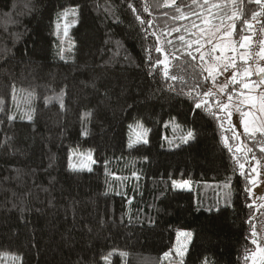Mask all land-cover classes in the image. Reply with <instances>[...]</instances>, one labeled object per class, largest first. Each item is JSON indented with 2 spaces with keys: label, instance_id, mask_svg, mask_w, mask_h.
I'll use <instances>...</instances> for the list:
<instances>
[{
  "label": "trees",
  "instance_id": "obj_1",
  "mask_svg": "<svg viewBox=\"0 0 264 264\" xmlns=\"http://www.w3.org/2000/svg\"><path fill=\"white\" fill-rule=\"evenodd\" d=\"M177 5L181 12L164 0H0V264H105L109 253L108 264H167L180 231L193 234L183 264H248L255 207L245 159L259 163L264 182V152L247 135L251 150L238 153L222 111L223 128L214 104L195 110L186 93L197 83L213 88L203 82L200 30L228 32L239 46L260 8L249 0ZM73 8L63 51L54 26ZM153 32L167 56L154 50ZM147 49L183 80L166 79L163 65L151 69ZM138 123L148 143L130 148ZM189 130L195 139L183 143ZM77 151L90 156L86 168L76 167Z\"/></svg>",
  "mask_w": 264,
  "mask_h": 264
},
{
  "label": "rangeland",
  "instance_id": "obj_2",
  "mask_svg": "<svg viewBox=\"0 0 264 264\" xmlns=\"http://www.w3.org/2000/svg\"><path fill=\"white\" fill-rule=\"evenodd\" d=\"M72 13L69 12V14L65 17L61 15L58 19V21L55 23L54 26V35L60 45V49L63 51L68 49L70 47V41H69V35H70V29L75 25L76 20L74 17H71ZM208 30H206L204 33L200 32V38L201 40V46L202 49L200 51V56H204V60L207 63L201 62L203 68L205 67H213L215 68L217 65H223L225 63H228L229 59H233L238 64L239 68H246L249 67L252 71V75L250 79H245L243 76L239 77V79H243L245 83L249 84L248 88H242L239 84L233 85L231 81H229L226 77L224 78L223 82H227L229 85V88H233L232 86H235L237 89V92H242V95H234L232 104L229 106V111L231 112V116L229 117L224 111H222V115L224 117V121L226 125L230 127L233 133L236 134V149L240 148V151H237L238 153H248V145L245 144L244 138L248 135L244 131V127L241 123V120H245L249 122L250 128L251 127H261L262 121H264V113L259 111L260 108V101L259 97L262 95L260 92V88L264 87V85L259 86H253V82H257L259 79H256L254 77V72L258 70L259 66L254 65L255 67L252 68L247 63L250 57L249 54V46H250V39H242L239 46H236L233 37L230 33H222L221 30H211L210 25L208 26ZM65 30H67V35H65ZM206 33V34H205ZM211 38L212 43H207V39ZM243 45V47H241ZM264 50V41L262 43V48L260 49L259 54L261 51ZM259 54L256 55L255 58V64H259L260 58ZM219 57V59H217ZM241 57L243 59H241ZM166 63V61H165ZM167 64V63H166ZM168 67V65H167ZM234 70V69H232ZM243 71V70H241ZM207 73V72H206ZM224 73V72H223ZM221 76V74H216V77ZM222 82V83H223ZM217 85H219L217 83ZM238 85V87H237ZM213 90H215L217 93H219L218 87H214L212 84ZM253 98L252 100H249L248 98ZM227 101V97H226ZM233 105H236L240 108V111H236L235 107ZM241 111L245 113H249V115H245L244 117H241ZM255 117H260V119H254ZM144 133V129L140 127H135L134 129H131V135H130V142L134 143L139 141H142L141 134ZM146 137V135L143 136V139ZM257 139H264L260 137V133H256ZM146 139V138H145ZM257 147L260 148V145L257 144ZM249 154V153H248ZM72 159L77 164L76 167L79 168H86L88 164L91 162V158L88 155V153L77 151L72 154ZM252 162L253 168L256 169L255 172H252V178L251 181L254 180L255 183H252V188L250 191L251 200L253 203V206L255 207V215L253 218V230L256 231L257 235L255 238L258 242V244L264 246V207H261V205H264V182L263 178L260 175V172L258 170L259 163L253 159L252 157H246L245 162ZM252 168V169H253ZM251 169V171H252ZM186 185H183L185 187ZM220 194L222 195V201L221 203H224L225 196L228 194V191L226 189H221ZM224 201V202H223ZM252 230V232H253ZM179 233V235H178ZM176 235V242L175 247L173 248V254L169 257L172 258V262L170 261L167 264H179L180 257L175 255V250L177 248H187L188 239L185 237L183 231L178 232ZM255 254V260H253V255ZM262 261L261 259V253L259 251V248L257 247V244H254V250L249 255V262L248 264H260Z\"/></svg>",
  "mask_w": 264,
  "mask_h": 264
},
{
  "label": "snow or ice",
  "instance_id": "obj_3",
  "mask_svg": "<svg viewBox=\"0 0 264 264\" xmlns=\"http://www.w3.org/2000/svg\"><path fill=\"white\" fill-rule=\"evenodd\" d=\"M193 2L195 3L196 0H193ZM207 2H208V0H205V3H207ZM223 2L224 3L235 4L236 0H223ZM249 2H254L257 5H264V0H249ZM164 6H176V11L177 12H181L180 7L177 5V0H164ZM128 7L132 10L133 14L135 15L136 20H138L142 25L148 24L149 26H151V21L142 18V16L139 14L140 10L137 9L132 3H129ZM142 11L146 12V13L149 12V5L147 3H145L143 5ZM69 12H71L72 14H75L76 9L75 8H73V9H65V11L62 13V15L66 17L69 14ZM259 14L260 13L254 12L252 14V18L255 19L256 16L259 15ZM233 15H235V13ZM244 23L248 24V21L244 20ZM248 26L251 27L250 24ZM232 27L234 28L235 25L233 24ZM178 30L179 29H173V31H178ZM201 31H203V30L201 29ZM217 31H219V30L217 29ZM65 35H67V30H65ZM152 35L156 36V33L153 32ZM179 39L181 41H183L184 37L180 36ZM243 39L246 40L247 37H244ZM156 40H157V46H155L154 50L157 53H162L163 55L167 56L168 54L163 52L161 47L158 46L160 37L156 36ZM206 42L211 44L212 43V39L208 38ZM167 43L171 44L172 41L168 40ZM191 43L192 42H189V45H188L189 47H191ZM195 43L198 44L199 41H195ZM241 47H243V45H241ZM197 51H199V48H197ZM146 52L148 53L146 59H147L149 65H150L151 69H155L157 66L163 65L164 66L163 75H164V77L166 79H170L172 81H176L177 79L183 80V77H177V76L169 74V71H168V68H167V64L165 63V61L157 59L155 62H153L152 61V57H151L152 49H147ZM188 55L191 56V53L189 52ZM173 56H174V54H173ZM175 58L179 59V57H175ZM259 58L261 60H264V50H262L261 53L259 54ZM61 59H63V57H61ZM192 59L195 60L196 57L193 56ZM199 59L201 60L202 64L203 63H207L204 60V56L203 55H201L199 57ZM217 59H219V57H217ZM241 59H243V58L241 57ZM229 67H231L234 70L232 72L231 77H229L228 80L231 81L233 85L239 84L242 88H245V89L248 88L249 84L245 83L243 79H239V77L243 76L245 79H250L251 75L253 74L251 69L249 67H246V68L243 69V71H241L239 66H238V64L236 63V61L233 60V59H229L228 63H225L222 66L221 65H217L215 68H213V67H205V68L202 69V72H204V71L207 72V76H203V82L206 83L208 81H211V83L213 84L214 87H218L220 95H227V101H224V100H221V99H218V98L213 99L216 96V92L213 91V88H207L205 90L204 88H202V85L200 83H197L194 87L189 88L187 93H186V95L192 99L193 108L195 110H200L202 108L211 110L212 105L214 104L216 109H217V111H210V114L213 115L218 121H221V123H220V127L221 128H223V122L221 120V117L218 115L219 111H224L230 117L231 116V112L229 111V106H230V104H232L233 96L234 95H242L243 94L242 92L238 93L237 89L235 87H233L229 91L228 90L229 89V85H228L227 82H223V83H220L219 85H217L216 74H221L222 75L223 72H227L228 71ZM255 74L259 77V80L257 82H253V86L255 87V86H259V85H264V67H259ZM197 88H200L201 91L197 92L196 91ZM171 90L172 91H176L175 88H172ZM179 94H185V93H183V91L181 90V92ZM248 99L252 100L253 98L249 97ZM259 101H260L259 111L264 113V95H261L259 97ZM0 103H2V101H0ZM233 107H235L236 111H240V108L238 106L233 105ZM61 108H63L62 100H61ZM240 114H241V117H244L245 115H249V113H245L243 111H241ZM86 115L87 116H91L92 113L89 112V113H86ZM8 119L12 120V119H14V117L9 116ZM29 119H31L30 116H29ZM254 119H260V117H255ZM241 123H242V125L244 127L245 133H247L250 138L254 139L255 142L260 145V150L262 152H264V139H257V137H256V133L259 132L260 133V137L264 138V121H262V126L261 127H254L253 126L251 128H250V125H249L248 121H245V120L242 119ZM129 127H132V126L130 125ZM137 127L143 128V125L138 123ZM147 131L148 130L145 129L144 133L141 134V139H142V142L144 144L148 143L147 139H143V136L146 135ZM232 138L233 139L236 138V134L235 133H233V137ZM189 139H195V132L193 130H189L187 132V135L182 138V141H183V143H188ZM222 139L224 141L225 146L229 148V151H232V148L229 147V145H228V137H222ZM138 142H140V141L138 140ZM128 146L131 148L132 147V143L130 142ZM177 147H179V145H177ZM236 150L240 151L241 149L237 148ZM250 150L251 149H249V151ZM94 162L95 161H93V163ZM237 163H239L238 159H237ZM239 168L241 170L244 169V164L240 163L239 164ZM88 170L91 171V168H89ZM255 171H256V169L253 168L252 172H255ZM133 175H135V173H133ZM241 175H245V173L243 171H241ZM251 182L253 184L255 183L254 180H252ZM187 183H188L187 181H184L181 185H178L176 181H173L172 182V186H173V188H176L177 186H181L182 187L183 185H186ZM225 187H228V185L226 184ZM246 191H247V189H246ZM261 207H264V205H261ZM218 210L219 209H217V211ZM209 211H211V209H209ZM178 235H179V233H178ZM184 235L190 241L193 234L191 232H185ZM251 235H252V237H256V235H257L256 231L253 230ZM252 243L253 244H257V247L259 248V251L261 253V259L264 260V246L258 244V242H257V240L255 238L252 239ZM186 251H187L186 247L177 248L175 250V255L180 257L179 264H183V257L186 254ZM171 254H172V251L170 250L169 252H165L163 254V256L166 258V257H169ZM111 255H112V253H109L107 256L102 257V259L105 261V264H108L109 256H111ZM120 255L121 256H126L127 253L121 252ZM245 259H247V256L245 257ZM253 260H255V254L253 255ZM202 264H212V262L209 261V259L207 257H205L204 260L202 261Z\"/></svg>",
  "mask_w": 264,
  "mask_h": 264
},
{
  "label": "built area",
  "instance_id": "obj_4",
  "mask_svg": "<svg viewBox=\"0 0 264 264\" xmlns=\"http://www.w3.org/2000/svg\"><path fill=\"white\" fill-rule=\"evenodd\" d=\"M260 14L258 15V20L253 25V31L250 37V48H249V60L248 64L250 67L254 68L256 65L259 67H264V60L260 59L259 64H255L256 55L259 54L260 49L262 48V43L264 41V5H259ZM255 65V66H254ZM232 68L229 67L227 72H224L221 76L217 78V83L220 84L223 82L224 78L227 79L232 75ZM257 71L254 72V77L258 79V76L255 74ZM261 94L264 95V87L260 88Z\"/></svg>",
  "mask_w": 264,
  "mask_h": 264
},
{
  "label": "water",
  "instance_id": "obj_5",
  "mask_svg": "<svg viewBox=\"0 0 264 264\" xmlns=\"http://www.w3.org/2000/svg\"><path fill=\"white\" fill-rule=\"evenodd\" d=\"M258 79H259V77H258Z\"/></svg>",
  "mask_w": 264,
  "mask_h": 264
}]
</instances>
